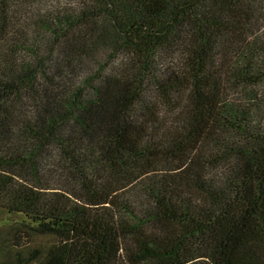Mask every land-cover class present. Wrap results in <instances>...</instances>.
<instances>
[{
  "label": "trees",
  "instance_id": "1",
  "mask_svg": "<svg viewBox=\"0 0 264 264\" xmlns=\"http://www.w3.org/2000/svg\"><path fill=\"white\" fill-rule=\"evenodd\" d=\"M0 264H264V0H0Z\"/></svg>",
  "mask_w": 264,
  "mask_h": 264
}]
</instances>
